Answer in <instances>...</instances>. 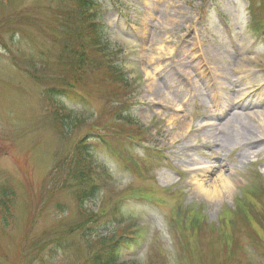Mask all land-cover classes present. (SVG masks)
<instances>
[{
  "label": "rangeland",
  "instance_id": "1",
  "mask_svg": "<svg viewBox=\"0 0 264 264\" xmlns=\"http://www.w3.org/2000/svg\"><path fill=\"white\" fill-rule=\"evenodd\" d=\"M89 1L94 19L111 25L107 37L117 50L103 49L108 58L91 51L99 63L75 83L66 78L59 52L60 26L66 18L75 20L77 0H0V187L13 191L0 199V264H107L114 251L97 239V228L121 219L119 214L134 220L113 226L116 237H133L126 249L119 243L117 263L209 264L214 249L220 264H264V140L257 143L264 138V0H249V6L247 0H119L120 13L130 19V41L120 35L128 29L115 22L116 3ZM119 37L122 46L114 44ZM197 61L219 73L217 81L232 90L226 93L222 85L219 92L245 108L233 116L232 105L202 112L182 104L169 111L164 102L172 104L170 91L185 82L201 89L192 75ZM107 62L120 63L130 83L113 80ZM176 70L181 78L174 81ZM156 84L163 90L159 97ZM57 89L80 91L84 102L97 100L92 111L101 129L95 131L104 139L86 124L72 137L58 132L51 103ZM129 113L146 129L124 124ZM207 114L214 119L203 127ZM189 120L196 138L206 140L193 151H180V127ZM84 133L90 138L83 140ZM254 137L259 138L241 146ZM149 138L169 146L163 151L171 161L155 152L149 153L153 161L144 156L138 141ZM86 141L116 182L108 181L93 152L83 158ZM121 143L129 153L125 161L147 163L141 167L155 171V183L131 178L123 161L110 157ZM200 182L204 190L197 188ZM258 185L261 193L252 190ZM244 186L249 189L241 196ZM131 191L158 201H134ZM240 199L244 206L234 212L237 202L243 205ZM3 208L9 214L5 226ZM87 209L96 213L86 215ZM168 217H180L175 230L166 227ZM138 221L147 226L140 228Z\"/></svg>",
  "mask_w": 264,
  "mask_h": 264
},
{
  "label": "trees",
  "instance_id": "2",
  "mask_svg": "<svg viewBox=\"0 0 264 264\" xmlns=\"http://www.w3.org/2000/svg\"><path fill=\"white\" fill-rule=\"evenodd\" d=\"M80 1V0H79ZM80 5L83 7V9L78 8V11L81 12L80 14V24H78L77 26H71L72 23L66 24L63 27V31H62V42H61V49L64 53H60L61 57L69 56V60L71 65L75 64V68L74 70H79L83 67H88V66H92L98 63V61L96 59H94L93 57H91L90 52L91 49H89L88 46H86L84 39L86 37H91L93 43H96L97 40L100 38L101 36V31L99 29H97V27L91 23L90 21L83 23V19L88 18V15L86 14V12L88 11V6L89 4H86L85 1L80 3ZM65 32V33H64ZM65 36V37H64ZM67 67L71 68L69 64L66 65ZM118 68V66H117ZM112 69L116 70V66L112 67ZM114 70V71H115ZM64 119V122L60 120V130L70 134V132L73 130L74 127H76L77 122H79L78 120V116L73 112V110L68 111L67 116H63L62 117ZM78 175L81 178V180H85V177L83 175L82 172L78 171ZM10 190V192H9ZM0 199H2L4 196H6L8 194V196H13V191L11 189L8 188H3L0 187ZM4 203H6V200ZM2 203V202H1ZM81 203L79 202V207H80ZM241 205H237V208H241ZM3 212L4 217H3V226H5L6 224V220H7V215H9L7 213V210L3 208ZM84 214H90V212H88V209L86 211L83 212ZM106 228L110 229V231L112 232V225L110 223H105L104 225H100L98 229H104L106 231ZM91 231V229H90ZM115 233L112 232L111 235H104L102 237L99 238V240L101 241V243L103 245H110L111 249L115 252H119L120 251V247H118V243L117 242H113L114 238H115ZM117 241V239L115 240ZM121 242V244L123 245H130V241L128 238H121L120 240H118ZM211 258H212V262L209 264H220L221 263V259H216L217 255L215 253V250L213 249L211 251ZM111 262V261H110ZM222 264H225V262L223 261Z\"/></svg>",
  "mask_w": 264,
  "mask_h": 264
},
{
  "label": "bare ground",
  "instance_id": "3",
  "mask_svg": "<svg viewBox=\"0 0 264 264\" xmlns=\"http://www.w3.org/2000/svg\"><path fill=\"white\" fill-rule=\"evenodd\" d=\"M193 68H194V71H195V73H197V72H200L202 69H203V61H197L196 62V64L194 65V66H192ZM201 73V72H200ZM180 74V73H179ZM180 79V77H179V75L176 73V76H175V79H174V81H177V80H179ZM236 81H238V79H236ZM167 83V82H166ZM169 86H170V84H169ZM156 89H158L157 91H156ZM162 91L163 90H161V88H160V86H159V84H156L155 86H154V88H153V92H154V94H156V97H159V95L160 94H162ZM178 93H181V92H178ZM191 95V94H190ZM213 101L214 102H216L217 101V99H218V97L217 96H214L213 95ZM157 103H159V102H157ZM244 104V103H243ZM243 104H241V105H237V108H239V109H243V108H245V106H243ZM229 106H231V104H228ZM225 107L228 109V106H227V104L225 103ZM235 113H237L238 114V112L237 111H233L232 112V116L233 115H236ZM182 130H184L185 132H187L189 129H190V125L188 124V123H184L181 127H180ZM261 135V133H259L258 135H256V136H260ZM257 138H259V137H254V138H251V139H244V141L242 142L241 141V144L242 145H248V144H250L251 142H255V141H257ZM261 140H259L257 143H259L260 141H263L264 140V138H260ZM205 140H206V138L205 137H203V138H201L199 141H198V144L199 143H202V142H205ZM243 146V147H244ZM197 188L199 189V190H204V188H203V183L202 182H200V183H198L197 184ZM216 190V188H215V185H213V188H212V192H214Z\"/></svg>",
  "mask_w": 264,
  "mask_h": 264
}]
</instances>
